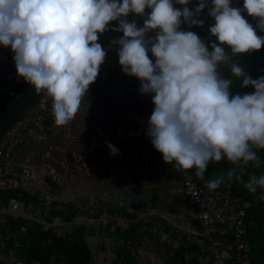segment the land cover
<instances>
[{
    "label": "clouds",
    "instance_id": "9594fccd",
    "mask_svg": "<svg viewBox=\"0 0 264 264\" xmlns=\"http://www.w3.org/2000/svg\"><path fill=\"white\" fill-rule=\"evenodd\" d=\"M189 3L0 0V46L11 48L19 77L51 98L55 126L62 127L78 113L105 62L100 36L118 22L111 30L123 34L113 41L119 46V64L125 75L140 81L141 94L152 98L146 135L163 161L182 173L195 169L203 179L210 164L226 160L231 165L226 176L209 180L207 188L214 191L227 179L255 194L264 190V174L248 168L260 167L258 150L264 151V76L251 78L232 57L264 46V36L257 34L264 32V0H244L242 9L233 7V0H211V6L199 0L194 11ZM205 8L214 19L209 32L219 43L208 45L195 32L181 30L182 22L203 27L197 17ZM244 12L258 18L255 27ZM130 13L143 17V25L130 22ZM221 65L243 88L255 91L232 94L233 81L222 76ZM106 144L113 156L119 154Z\"/></svg>",
    "mask_w": 264,
    "mask_h": 264
},
{
    "label": "built area",
    "instance_id": "2783aa9c",
    "mask_svg": "<svg viewBox=\"0 0 264 264\" xmlns=\"http://www.w3.org/2000/svg\"><path fill=\"white\" fill-rule=\"evenodd\" d=\"M198 2L199 0H190L187 7L194 11ZM208 3L211 6V0ZM149 12L146 9L145 16ZM127 19L130 22L135 20L138 26L143 25V17L132 14ZM111 28L101 35L99 41L106 51L105 62L100 67L96 82L90 86L83 98L78 112L98 110L116 102L118 82L130 77L122 72L117 54L119 46L113 43L123 34L112 31ZM152 34L155 36L154 32ZM1 48L2 59L13 60L14 53L11 48ZM149 57L154 59L151 54ZM27 85L23 78L17 77L2 87L0 115L18 95L17 90L24 89ZM151 104L154 108L152 98ZM53 122L52 100L42 91L0 137V264H26L24 260L17 258L15 252L21 251V248L28 251V245L23 242L31 240V231L35 227L42 233H48L51 238L62 239L73 234L82 220L87 223L94 221L91 211L82 215L81 209L68 201L61 189L53 183L43 181L33 200L27 199L23 191L17 188V184L26 179L17 158L19 149L43 143L48 138ZM195 171H177L182 195L195 210L193 228L177 233V236L196 249L195 255L199 264H253L248 232L254 223L248 219V211L254 200L228 189L210 191L207 188V171L203 179L197 177ZM123 212L131 214L119 201L115 210L96 219L98 227L111 228L114 221L123 225ZM51 238H48V243ZM139 255L144 264H161L149 263L151 259L147 258L150 256L147 251L139 252Z\"/></svg>",
    "mask_w": 264,
    "mask_h": 264
},
{
    "label": "crops",
    "instance_id": "0c3cea01",
    "mask_svg": "<svg viewBox=\"0 0 264 264\" xmlns=\"http://www.w3.org/2000/svg\"><path fill=\"white\" fill-rule=\"evenodd\" d=\"M17 77L14 59H2L0 46V90ZM152 111L140 81L121 79L116 102L78 112L62 127L53 122L43 143L19 149L26 179L17 188L33 200L42 182H50L82 215L91 211L103 216L121 201L137 218L153 220L176 234L192 229L195 210L182 195L177 170L163 161L146 135ZM106 142L119 154L113 156Z\"/></svg>",
    "mask_w": 264,
    "mask_h": 264
},
{
    "label": "rangeland",
    "instance_id": "374dc122",
    "mask_svg": "<svg viewBox=\"0 0 264 264\" xmlns=\"http://www.w3.org/2000/svg\"><path fill=\"white\" fill-rule=\"evenodd\" d=\"M232 6L239 8L238 5ZM243 15L253 27L256 26L258 18L248 16L246 12ZM213 24L214 19L211 18L204 22L203 27L192 26L186 31L195 32L208 45L213 41L219 43L209 32V28ZM257 34L264 36V32L259 30H257ZM211 50L209 47V51ZM244 55L250 61L251 67L243 66V68L254 79L260 73L261 68L259 66L264 65V46L259 51ZM236 61L239 62L237 57ZM227 72L232 78H235L232 76L229 67H227ZM230 92L235 94L236 90L231 86ZM251 92L254 90L249 91V93ZM98 217L94 214V221L88 223L82 220L81 225L74 229L73 234L64 237L66 255L58 249H48V242H40L37 252L40 257L47 259L46 263L31 258L27 251H23V248L21 251L15 252L17 258L24 260L26 264L36 262L40 264H144L139 252L147 251L150 253L147 258L151 259L148 261L149 263L199 264L195 255L196 249L193 246L186 244L176 233L167 230L166 227L153 220L137 218L135 214L123 212L122 218L125 219L123 225L114 221L111 228L100 229L96 220ZM23 244L28 245L29 248H26L29 250L32 241H24ZM5 252L2 251V253ZM72 255H76L77 263L72 260Z\"/></svg>",
    "mask_w": 264,
    "mask_h": 264
},
{
    "label": "trees",
    "instance_id": "16d2710c",
    "mask_svg": "<svg viewBox=\"0 0 264 264\" xmlns=\"http://www.w3.org/2000/svg\"><path fill=\"white\" fill-rule=\"evenodd\" d=\"M243 2L242 0H233L232 5H238L239 8H243ZM208 15V11L205 9L197 19L203 20L204 22L206 20L211 19ZM118 22L113 23L109 27H112L113 25H116ZM188 28H190L187 24L181 23V30L186 31ZM192 28V27H191ZM101 39V36L99 38V41ZM98 41V42H99ZM226 52L231 56L230 49L227 48ZM236 57L239 59V62L236 61ZM232 61L234 63H238L242 67H251V63L248 60V58L245 57L244 54L240 56L232 57ZM261 68L260 73L256 78L264 76V65L259 66ZM221 74L224 78L230 79L233 81L232 88L236 90V93H239L241 95L245 93H249L250 90H254L251 86L248 88H243L241 86L242 81L237 78H232L230 74L227 72V66L221 65L220 66ZM23 89L20 88L17 90V94H19ZM255 91V90H254ZM258 155L261 158V165L259 168H256L254 166H249L248 171L253 172L256 175L264 174V151L258 150ZM231 165L225 160L221 161L219 164H210L207 169V176L209 180L215 179L218 176H226L227 171ZM245 180H247V176L244 177ZM219 188L222 189H228L231 190L239 195H241L244 198H249L254 200L253 206L248 211V219L253 221L254 226L249 230L248 237H249V243L251 246V260L253 264H264V199H262V195H264V190L257 189V192L255 194L250 193L246 188H244L243 184L233 180L232 182H229L227 179L221 184ZM32 245L31 248L27 251V254L36 260H39L41 263H46V258H42L38 255V248L40 242L47 243L48 238H51L48 233H42L39 231L37 227H35L32 231ZM65 238L62 239H56L51 238V241L47 244L48 249H58L62 251L63 254L65 253V246H66V240ZM72 260L77 263L76 255H72Z\"/></svg>",
    "mask_w": 264,
    "mask_h": 264
},
{
    "label": "water",
    "instance_id": "95a60500",
    "mask_svg": "<svg viewBox=\"0 0 264 264\" xmlns=\"http://www.w3.org/2000/svg\"><path fill=\"white\" fill-rule=\"evenodd\" d=\"M132 13L129 14V16ZM116 23V22H112ZM42 92V91H41ZM41 92H36L32 85L28 84L0 115V137L15 122L22 111L32 103Z\"/></svg>",
    "mask_w": 264,
    "mask_h": 264
}]
</instances>
